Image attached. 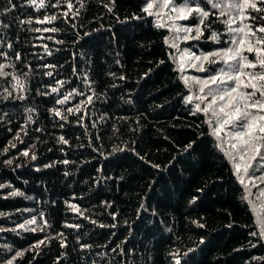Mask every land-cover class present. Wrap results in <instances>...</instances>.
<instances>
[{"label":"trees","instance_id":"trees-1","mask_svg":"<svg viewBox=\"0 0 264 264\" xmlns=\"http://www.w3.org/2000/svg\"><path fill=\"white\" fill-rule=\"evenodd\" d=\"M186 2L209 16L182 20L201 33L181 46H228L209 0ZM146 8L0 0V264H264L245 183ZM262 17L244 11L255 42Z\"/></svg>","mask_w":264,"mask_h":264},{"label":"snow or ice","instance_id":"snow-or-ice-1","mask_svg":"<svg viewBox=\"0 0 264 264\" xmlns=\"http://www.w3.org/2000/svg\"><path fill=\"white\" fill-rule=\"evenodd\" d=\"M211 2V0H209ZM35 3V0H33ZM168 3H171V0H168ZM41 6H43L41 2ZM167 7V4L163 5ZM217 4H212L213 8L218 7ZM153 4H148V7L145 11L152 8ZM239 10L242 15L247 8H252L256 11H264L262 8H257L255 0H243V3H236L231 5ZM173 11L178 12L179 19H187L193 12L199 16V24H203L204 20L209 16V12L205 11L200 7H188L187 2L185 7L182 8H173ZM51 19H55L52 17ZM261 19H264L262 17ZM50 22V21H49ZM199 24L196 27V32L200 34ZM244 28L229 29V31L236 33H244L245 36L252 35L255 36V32L251 29L248 32H245ZM55 29H53L54 31ZM180 31L191 32V28H181ZM257 31L264 33V27H260ZM216 38V34H213V39ZM233 44H236L235 49H226L221 51H216L205 55L203 57L204 61H209L210 63H215V59L211 57H217L222 59L226 64L229 61H236V64H230L229 67L235 69V75L230 73H225L221 70L222 74L219 76H210L207 79H197L195 82L200 85L199 92L205 93V89H209V92L205 95H197L195 99L200 101V104H203L205 100H208V97L211 96V100L201 109L200 104L196 105L197 111H203L205 113L212 112L213 117L217 118L218 127L214 128V134L221 138V132L224 131L227 127H239V131H236L235 134L231 137L236 143L231 144V149L236 152L240 162L235 164V170L237 174L243 173L240 175V182L244 183V176L248 174V169L252 166L251 161L255 160L257 157L264 159V154L261 153V148H264V72L259 73H246L245 68H256L259 66L264 69V48L256 47L255 45H264V38L258 39L255 42V45H252L251 42H248L249 46L247 47L248 52H255L256 59L255 61H250L246 56L243 55L244 46L246 43L245 39L233 40ZM197 60H200V57H196ZM200 71L205 69L201 66ZM247 76L248 82H244L241 77ZM225 78L228 81H234L235 86L231 87L228 90H222L219 92H213L211 85L219 83H224ZM185 83H188L187 78ZM251 88L252 91L245 92L243 89ZM56 91V89H53ZM259 93V98L253 99ZM189 101L193 99L192 96L188 97ZM223 101V104H219V107L214 110V106L218 105V102ZM237 101L243 103V107L237 105ZM58 103L63 104L64 100L58 101ZM255 110V113L251 110ZM57 115L59 113L57 112ZM211 122V121H210ZM227 135V133H225ZM252 152L254 155L249 156V153ZM232 155L231 152L228 153ZM27 155V153H25ZM237 156H233L235 160ZM261 180L264 181V177H261ZM264 195V193H261ZM11 264V261H9Z\"/></svg>","mask_w":264,"mask_h":264},{"label":"rangeland","instance_id":"rangeland-1","mask_svg":"<svg viewBox=\"0 0 264 264\" xmlns=\"http://www.w3.org/2000/svg\"><path fill=\"white\" fill-rule=\"evenodd\" d=\"M174 0H171V3H168V0H147V7L148 4H153V7L148 9L147 12L152 14L155 17V20H157L159 23L164 24L167 28L170 29L171 31V39L169 40L170 45L175 49V55L177 59V65L179 69L182 71L183 74V79L187 78L188 83L187 86L190 91V96L193 97L192 100H195L196 104H200V101L195 99L197 95H205L209 92V89H205V93H200L199 92V87L200 85L197 84L195 81L197 79L203 80L207 79L210 76H219L222 74L220 70H223L225 73H230L232 75H235V69H232L229 67L230 64H236V61H229L227 64L225 63V67H222L220 70H215L212 68V64H215L218 61L224 62L222 59L217 58V57H211V59H215V63H210L209 61H204L203 57L205 55H208L207 53H196L192 49H187V47L181 46L183 43L189 42L191 39H195L196 37L198 38L199 35L196 32V27L197 26H189L187 24L181 23L182 20L184 19H179L178 18V12L173 11V8H182L185 7V5H174L173 4ZM210 4H217L219 5L216 7L219 16H223L227 28H228V33H229V43L228 46L224 47L223 49L216 50V51H221V50H226V49H235L237 47L236 44H233V40H239V39H245L246 43L244 46L243 50V55L248 58L250 61H255L256 59V54L255 52H248L246 49L249 46L248 42H251L252 45H255V41H253L251 35L245 36L244 33H236L229 31V29H237V28H244L246 26L244 22V12L241 15L239 10L230 7L233 4L236 3H243V0H211L209 2ZM167 4V7H164L163 5ZM190 7V6H188ZM197 14L193 12L188 18H192L193 20L195 19V16ZM187 18V19H188ZM198 25V24H196ZM181 28H191V32H186V31H180L179 29ZM200 28V26H199ZM245 32H248L247 28H245ZM201 33V30H200ZM257 47V45H255ZM213 51V52H216ZM211 52V53H213ZM210 54V53H209ZM196 57H200V60H197ZM201 66L205 69L204 71H200L199 69ZM261 70V71H260ZM244 71L246 73H259V72H264V69L260 68L257 66L256 68H245ZM241 79L244 82H248V77L247 76H242ZM235 86L234 81H228L225 78L224 83H217L211 85V89L213 92H219L222 90H228L231 87ZM245 92H250L252 91L251 88H246L243 89ZM211 96L208 97V100H205L203 104H200L201 109L204 108V106L211 100ZM259 98V93H257V96L254 97L253 99ZM223 101L218 102V105L214 106V110L219 107V104H223ZM237 105L240 107H243V103L240 101H237ZM255 113V110H251ZM264 114V113H261ZM208 118H210L211 124L214 128L218 127L217 124V118L213 117L212 112L210 111L207 113ZM239 127H227L224 129L223 132H221V138H217V142L220 144L222 148L226 150L227 153L231 152L232 155H229L230 159L233 161L234 167L235 164L240 162L238 159V156L235 151L231 149V144L236 143V141H233L231 137L235 134L236 131H239ZM227 133V135H225ZM27 153V155L31 158L30 150L24 151V154ZM261 153L264 154V148H261ZM254 155V153L250 152L249 156ZM233 156H237V158L234 160ZM252 166L248 169V174L244 176V183L247 188L248 194L254 203L253 207L254 209L258 212V217L262 221V233L264 235V195L261 193H264V181L261 180V177H264V159H261L260 157H257L255 160L251 161ZM243 173L238 174L239 177ZM248 186V187H247ZM4 264H9V261H7Z\"/></svg>","mask_w":264,"mask_h":264},{"label":"bare ground","instance_id":"bare-ground-1","mask_svg":"<svg viewBox=\"0 0 264 264\" xmlns=\"http://www.w3.org/2000/svg\"><path fill=\"white\" fill-rule=\"evenodd\" d=\"M4 49V48H3ZM261 71V70H260ZM183 101V100H182ZM185 102V101H184ZM204 133V132H203ZM211 134V133H210ZM209 135V134H208ZM213 135V134H212ZM188 146V145H187ZM101 168V167H100ZM247 199V198H246Z\"/></svg>","mask_w":264,"mask_h":264}]
</instances>
